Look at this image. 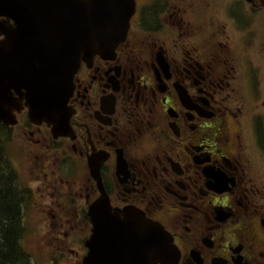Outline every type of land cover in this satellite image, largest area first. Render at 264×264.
Wrapping results in <instances>:
<instances>
[{
    "label": "flooded vegetation",
    "instance_id": "flooded-vegetation-1",
    "mask_svg": "<svg viewBox=\"0 0 264 264\" xmlns=\"http://www.w3.org/2000/svg\"><path fill=\"white\" fill-rule=\"evenodd\" d=\"M263 58L264 0H136L114 51L81 58L70 128L54 135L27 108L6 125L23 131L37 180L56 195L53 217L72 238L80 221L78 264H99L89 257L100 185L113 213L138 209L169 233L173 254L158 264H264V100L244 123L235 95L239 70L254 93Z\"/></svg>",
    "mask_w": 264,
    "mask_h": 264
},
{
    "label": "water",
    "instance_id": "water-1",
    "mask_svg": "<svg viewBox=\"0 0 264 264\" xmlns=\"http://www.w3.org/2000/svg\"><path fill=\"white\" fill-rule=\"evenodd\" d=\"M135 10L136 0H0V123L16 124L27 108L32 122H46L56 135L70 128L67 103L81 58L113 52ZM93 165L92 177L101 183ZM100 189L91 209L90 262L158 264L173 254L159 222L133 208L124 217L113 213Z\"/></svg>",
    "mask_w": 264,
    "mask_h": 264
},
{
    "label": "rangeland",
    "instance_id": "rangeland-1",
    "mask_svg": "<svg viewBox=\"0 0 264 264\" xmlns=\"http://www.w3.org/2000/svg\"><path fill=\"white\" fill-rule=\"evenodd\" d=\"M199 4V3H197ZM221 8V7H220ZM219 8V9H220ZM218 18L223 16L226 18L222 12V8L217 11ZM219 23H215L218 25ZM227 33H223L220 37L225 41V36ZM262 48V44L258 46ZM226 57V56H225ZM220 63H226L225 59L219 60ZM257 74L254 77L255 90L254 93L248 94L245 88V79L239 70L240 76L238 83L243 81V87L236 91V98L238 100L245 99L246 105H242V114L245 117V122L250 123V118L257 104L263 105L264 100V70H259L264 68V58L261 61L254 62ZM236 74L238 73V67ZM237 102V101H236ZM235 102V103H236ZM264 107V105H263ZM245 132V142L247 145V151L253 152L254 147L250 137L249 130L244 129ZM23 131L21 132L18 128L9 129L7 134H3L2 138L5 137L6 146V156L9 158L14 169L17 171V180L21 190L25 191V196L28 198L24 206V222H25V237L23 239V245L26 250L32 256L31 264H78L81 262V254L83 248L82 230L81 224L75 221H70V223H75L76 233L72 238L70 233L72 230L68 229V225L62 226V221L53 217L55 215L54 206L57 204L56 195H46L52 192L50 189L47 190L43 188V183L38 179L37 169L33 166V156L28 158V153L30 152L29 144H26V140ZM5 176L0 169V177ZM52 204V206H51ZM80 203H73L66 206L67 211H74L75 209L80 210ZM69 237H65V234ZM67 244L65 246V244Z\"/></svg>",
    "mask_w": 264,
    "mask_h": 264
},
{
    "label": "trees",
    "instance_id": "trees-1",
    "mask_svg": "<svg viewBox=\"0 0 264 264\" xmlns=\"http://www.w3.org/2000/svg\"><path fill=\"white\" fill-rule=\"evenodd\" d=\"M8 128L0 123V264H31L32 256L23 245L25 237L24 204L28 198L16 182L17 171L6 156Z\"/></svg>",
    "mask_w": 264,
    "mask_h": 264
},
{
    "label": "bare ground",
    "instance_id": "bare-ground-1",
    "mask_svg": "<svg viewBox=\"0 0 264 264\" xmlns=\"http://www.w3.org/2000/svg\"><path fill=\"white\" fill-rule=\"evenodd\" d=\"M123 212V211H122ZM123 215H124V213H123Z\"/></svg>",
    "mask_w": 264,
    "mask_h": 264
}]
</instances>
